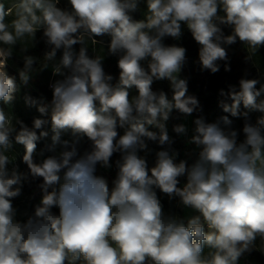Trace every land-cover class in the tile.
Returning a JSON list of instances; mask_svg holds the SVG:
<instances>
[{
    "label": "clouds",
    "instance_id": "9594fccd",
    "mask_svg": "<svg viewBox=\"0 0 264 264\" xmlns=\"http://www.w3.org/2000/svg\"><path fill=\"white\" fill-rule=\"evenodd\" d=\"M58 2L18 0L11 28L5 21L12 9L0 3V45L6 46H0V101L9 104L17 90L15 78L5 71L13 47L25 37L34 39L42 29L50 48L46 60L62 50L61 66L54 74L63 79L51 85V104L39 105L38 111L48 115L50 109L53 146L60 142L61 131L70 129L91 141V151L77 159L75 144L64 141L65 150L58 157L35 163L36 141L48 135L41 131L38 136L35 130L48 121L36 118L32 129L17 121V131L0 109V264H237L258 237L264 239V115L254 124L245 122L242 142L237 131L196 119L190 142L200 152L190 167L185 161L175 163L168 150H161L149 169L137 151L147 147L145 139L170 146L173 140L159 121H167L174 109L191 115L199 108L197 98L187 95V81L178 75L186 49L166 46L164 38L178 39L186 25L200 45L202 68L216 73L217 61L227 60L222 43L231 45L238 39L252 51L264 45V0H146L145 21H134L130 15L138 0H69L71 11L57 7ZM219 25L230 26L231 34L225 36ZM105 34L111 37L110 53L119 57L116 85L101 57L90 58L85 47L78 53L73 47L83 45L85 35ZM23 59L19 77L27 85L36 58ZM165 79L170 81L171 99L151 87L154 80ZM259 83L241 79L239 91L221 90V96L232 100L220 102L223 111L245 118L249 111L264 113V84L257 88ZM133 86L138 95L130 98L128 89ZM26 102L37 104L30 97ZM241 104L248 111L241 113ZM221 121L225 126L232 123L227 115ZM146 125H155L159 132ZM118 126L125 128L123 135ZM174 131L185 134L186 128L177 125ZM13 133L25 148L23 161L31 177L43 179L40 205L25 222L15 220L11 202L28 179V174L7 168L5 153L12 147ZM117 152L122 162L117 161L119 171L109 190L106 180L93 173L98 163L110 167ZM181 177H186L182 187ZM154 188L179 197L198 214L187 225L166 217ZM205 247L212 250L207 257Z\"/></svg>",
    "mask_w": 264,
    "mask_h": 264
},
{
    "label": "trees",
    "instance_id": "16d2710c",
    "mask_svg": "<svg viewBox=\"0 0 264 264\" xmlns=\"http://www.w3.org/2000/svg\"><path fill=\"white\" fill-rule=\"evenodd\" d=\"M18 0H0V3L4 4L6 9H11ZM57 7L62 10L71 11V5L69 0H59ZM148 14L146 0H138V5L135 11L131 12L130 15L134 21H145ZM223 15L221 11L219 13ZM13 21L12 16L6 17V23L11 28V22ZM225 36L230 35L232 29L230 26L219 25ZM42 30V29H41ZM93 39L96 41L93 43ZM111 37L107 34L103 36L88 37L85 35V43L83 45H74V51L79 52V49L83 46L87 49V55L90 58H96L97 56L102 59V66L106 74L113 77L111 83L116 85L119 81L120 69L118 68V55H113L109 51ZM163 43L166 46H178L186 49V60L180 71L179 78L187 81V95L194 96L199 101V108L194 111L191 115L193 116V123L196 119H203L206 123H220L222 128L225 130H235L238 132V141L244 140L243 126L245 123L238 124L239 117H232L230 113H225L220 106V102L231 104L232 100L227 96H221L220 92L223 90L228 93L231 88H235L239 91V81L241 79H256L261 84H264V45L259 46L255 51H252L245 43L237 39L236 43L228 45L222 43L221 46L225 48L227 52V60L217 61L219 71L212 73L210 70L202 68L199 60V49L200 45L194 40L191 32L188 30L186 25H182V34L176 39L172 37H165ZM6 47L5 45H0ZM50 50L49 46L45 43V40L34 43L30 46L27 51H22L18 43L13 47L12 56L8 59L5 71L6 73L14 77L16 80L17 90L14 93V99L9 104H4L0 101V109H3L9 118L12 119V123L17 131L20 129V124L17 121L22 122L28 128H33L34 119L40 118L48 121L41 129L35 130L39 136L41 131L48 133L46 137H41L36 141V150L33 154V160L35 163H42L44 159L52 156L58 157L59 154L64 151V141L71 143L75 140L80 142V147L77 148L78 156L77 159L83 156L86 152L91 151V141L82 134H73L69 130L61 131L60 142L53 146L52 136L55 134L51 126V114L50 109L48 115H42L38 111V106L41 104L50 105L53 98V90L51 85L55 81L63 79V76L54 74V69L61 66L62 50H58L56 57L53 60H46L45 54ZM33 56L36 58V62L33 65V71L30 74V80L25 85L21 82L19 77L20 70L24 67V56ZM145 68H147V62H144ZM226 67L228 70H226ZM67 73L66 69H62ZM152 90L159 93L163 91L167 94L168 98L171 99L173 92L171 89L170 81L165 80H154L151 85ZM130 98L138 95V90L133 86L128 89ZM26 97H30L37 101L36 105H29L26 102ZM264 99V96L261 97ZM97 106L99 103L97 102ZM240 112H245L243 105L240 106ZM258 116L264 115L256 111ZM227 115L232 121L230 126H225L221 117ZM185 114L180 113L177 110H173L170 113L167 121L160 120V123H164L167 129L169 137L173 140V143L165 146H160L158 142L149 141L145 139L147 147L145 149H138L137 155L143 158L147 162V166L152 168L157 162V153L161 150H168L175 163L185 161L190 167L195 163V160L191 158V146L186 142L185 134H177L174 131V127L177 125H184L186 119ZM255 123L253 121H249ZM127 127V126H126ZM148 130L159 132V128L155 125H146ZM195 123L193 124L194 135ZM119 135H123L125 128L117 127ZM15 133L12 134V149L20 155L19 169L21 173L28 174V179L22 182L21 193L27 197V201H24L20 195L12 198V206L15 212L21 209L27 211L30 214V210L40 205L38 202L41 195H43L40 185L43 183V179L40 177L32 178L27 165L23 161L25 155V148L22 144L15 142ZM198 154L200 148L195 147ZM70 150V147H69ZM117 161L122 162V153H115L110 159V167H104L101 164H96L93 175L95 177H102L106 180L109 190L114 187L113 181L116 179L118 174ZM9 172L11 171L8 169ZM60 184L64 183V171L60 173ZM186 183V177L180 178V185L183 186ZM60 185H56L59 189ZM51 191V189H49ZM158 199L160 200L163 212L166 217H173L177 220L183 221L187 225V221L190 217L197 212H192L189 216L186 214V206H184L179 197H169L167 194L161 192L158 188H154ZM51 211L54 214H59V209L53 207ZM31 216V214H30ZM15 218V217H14ZM16 220V218H15ZM211 249L205 247L204 255L207 257ZM244 255L252 258L258 264H264V239L257 238L254 243V248L250 252H245ZM80 264V262H77ZM151 264V262H149ZM237 264H239L237 262Z\"/></svg>",
    "mask_w": 264,
    "mask_h": 264
},
{
    "label": "rangeland",
    "instance_id": "374dc122",
    "mask_svg": "<svg viewBox=\"0 0 264 264\" xmlns=\"http://www.w3.org/2000/svg\"><path fill=\"white\" fill-rule=\"evenodd\" d=\"M15 5L12 6V12L9 16H12L13 20L16 18L15 16ZM44 40V37H43V31L42 30H38L36 33H35V37L34 39L32 37H25L23 40L21 41H18V45L19 47H21L22 49L23 48H27V50L30 49V46L34 43H37V42H40ZM8 62V60H7ZM251 120V118L248 116L247 118H245L244 116H242L240 119H238V124H241V123H245V122H249ZM72 144H75L76 148H79L80 147V142L78 141H73L71 143ZM194 144V143H193ZM194 147H196V145L194 144ZM8 157H9V160H10V163L7 165V168L12 170L13 168H16L17 170L19 169V160H20V155L14 151L12 148L8 149L7 152L5 153ZM107 168V167H106ZM149 168V166H148ZM151 169V168H149ZM20 196L22 198H24V201L26 202L27 201V197L21 193ZM42 196L40 197L39 199V203L41 202V199H42ZM34 209L30 210V214L31 216L34 215ZM192 212H195L193 209L187 207L186 208V214L189 216ZM30 214L27 212V211H22L21 209H19V211L15 212V218L17 221L19 222H25L29 217H30Z\"/></svg>",
    "mask_w": 264,
    "mask_h": 264
},
{
    "label": "built area",
    "instance_id": "2783aa9c",
    "mask_svg": "<svg viewBox=\"0 0 264 264\" xmlns=\"http://www.w3.org/2000/svg\"><path fill=\"white\" fill-rule=\"evenodd\" d=\"M245 111H248V110L245 109ZM248 116L251 118L250 121H253V122H256L257 118L259 117L256 111H249ZM193 124H194L193 123V116L192 115H187L186 119L184 121V126L186 128L185 137H186V142L192 148L191 158L193 160H195V162H196L198 160V158H199V154H198L197 150L195 149L194 144L190 142L191 138H192ZM197 214H194V215H197ZM237 262L239 264H258L252 258H250V257H248V256H246L244 254L238 259Z\"/></svg>",
    "mask_w": 264,
    "mask_h": 264
}]
</instances>
